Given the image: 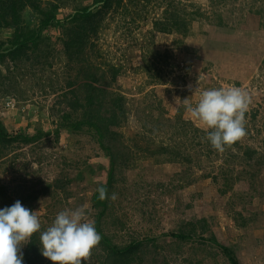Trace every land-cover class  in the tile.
I'll return each mask as SVG.
<instances>
[{
	"label": "rangeland",
	"instance_id": "obj_1",
	"mask_svg": "<svg viewBox=\"0 0 264 264\" xmlns=\"http://www.w3.org/2000/svg\"><path fill=\"white\" fill-rule=\"evenodd\" d=\"M117 1L91 39L100 53L91 61L101 67L96 73H105L107 65L119 69L110 90L125 98V119L116 130L122 143L132 148L135 141L141 142L143 126L149 127L150 119H156L160 112L163 119L171 120L181 114L193 127L207 133L189 118L181 103L189 98L194 105L199 99L194 93L197 87H241L250 94L251 103L246 112L247 135L237 141L238 147L218 152L211 145L191 149L185 144L182 157L189 159L188 164H158L157 158L140 157L132 148L134 158L115 175L113 188L118 198L111 200L102 219L103 233L118 246L132 238H157L156 248H143L141 264H226L215 249L177 244L161 237L183 223L205 218L219 243L236 247L239 264H264V165L253 182L242 173L223 197L216 193L211 180L202 178L204 172H216L221 166L241 174L239 159L231 165L225 160L229 152L241 154L243 147L254 149L264 163V0H121L120 5ZM67 3L59 6L57 19L70 15L74 7L90 6L91 0ZM171 5L183 9L187 19L191 13H199L186 37L157 33L153 28L154 21L160 20ZM98 7L92 6L95 11ZM30 21L36 22L34 15ZM42 34L52 40L46 57L36 60L30 56L27 61H18L17 67L9 62L0 64L1 74L9 68L7 80L3 79L6 84L0 88V94L8 88V93L0 95V121L7 132L50 133L33 144H14L5 155L0 153V187L4 189L0 209L19 200L21 193H40L63 173L65 160L68 164L69 159L77 160L75 168L66 167L65 173L72 178L82 172L80 182L71 183L67 192L52 189V194H39L31 204H22L38 212L41 229L46 230L60 211L80 205H87L89 218L95 219L90 197L96 185L105 181V173L97 167L107 168V158L86 135L78 138L60 131L55 138L66 82H77L78 70L62 53L61 29L51 27ZM10 35V30H1L0 39L5 41ZM144 59L153 63L150 75L144 72ZM154 74L159 78L152 80ZM168 141L167 133L155 139L156 144L168 145ZM84 160L88 168L81 166ZM239 193L241 197H235ZM249 193H253L251 199ZM233 211L250 218L248 226L239 228ZM209 252L213 258L206 257ZM99 254L93 249L83 263L99 264L95 257Z\"/></svg>",
	"mask_w": 264,
	"mask_h": 264
},
{
	"label": "trees",
	"instance_id": "obj_2",
	"mask_svg": "<svg viewBox=\"0 0 264 264\" xmlns=\"http://www.w3.org/2000/svg\"><path fill=\"white\" fill-rule=\"evenodd\" d=\"M113 1L91 0L90 6L74 7L70 15L59 20L56 11L59 6L68 4V0H0V32L1 30H10L11 33L7 40L0 39V64L4 65L5 62H9L17 67L18 61H27L30 56H33L36 60L46 57L52 40L50 37L43 35L42 32L57 26L61 29L63 34L62 53H64L67 62L74 65L78 72L76 71L75 77L77 82H66L67 89L62 94L64 109L60 113L53 134H55V138H58L60 131H67L78 138L86 135L96 142L100 151L107 158V168L102 165L97 167L105 173V181L96 185L90 197L91 209L96 212L94 216L95 226L102 236L100 244L96 247L101 254L95 256L99 260V264H141L143 248L148 245H153L156 248L157 238L145 237L142 240L132 238L127 244L121 246L113 243L101 229V222L106 215L111 199L99 200L96 188L100 184H105L109 196L112 192H115L113 188L115 175L122 171L124 166H127V163L134 158L131 152L132 148L137 149L140 157L157 158L158 164H173L182 161L188 164L189 159L182 157L186 149L185 144H188L191 149H196L203 147V145H206L205 148H207V145L210 147V143L202 137L206 136V133L193 127L190 122L185 121L181 114L171 120L163 119L162 112L159 113L156 119L149 118V127L143 126L144 130L141 137L139 136L141 142L135 141L136 143L132 148L122 143L123 138L116 130L125 119V98L118 92L110 90V85L115 82L119 69L113 65H107L105 73H96L101 67L91 61V57L98 58L100 54L95 50L91 39L96 37L100 22L111 8ZM120 2L121 0H118L116 4L120 5ZM94 5H99L96 11L92 8ZM33 15L36 19L34 23L30 21ZM198 16L199 13L193 12L190 18L187 19L183 9L171 5V8L169 6L163 11V17L160 20L154 21L153 28L157 33H176L181 37H186L191 30V22ZM220 25L221 23L218 24V26ZM148 61L144 59L143 69L146 74L150 75L153 63ZM8 69L7 67L5 75L0 73V88L6 84L3 79L7 80ZM155 76L156 74L151 79L156 80L159 78ZM5 88L3 94L8 93V88ZM141 114H143L142 111ZM161 133H167L168 145L155 143V139ZM49 134L42 130H37L33 134L8 133L0 121V153L5 155L6 151L14 144H33ZM195 140L198 141L193 144ZM202 140L204 144H202ZM170 141L173 142L174 146ZM138 142L141 143V146L138 145ZM234 146L238 147V142L227 147ZM209 147L207 150L211 154L212 150ZM209 154L206 155L209 157ZM237 159H239V164L242 167L241 174H235L234 169L229 168V166L225 168L221 166L216 172L212 170L204 172L202 175V178L211 180L216 193L221 197L232 190L233 183L240 178L242 173L249 176L253 182L260 168L264 165L263 159L260 160L258 153L250 147H243L241 154L231 155L229 152L225 164L231 165ZM68 162L69 164L66 160L64 162L63 173L61 171V175L53 179L52 183L45 185L40 193L38 191L29 194L21 193L19 201L22 204H31L33 200L38 198L39 194H52V189L67 192L71 183L80 182L82 172L76 173L72 178L65 173L66 167L74 169L78 161L69 159ZM81 166L88 168L85 160ZM254 170H256L255 173ZM181 178L178 177L179 180ZM249 186L251 187V185ZM241 195L242 193H239L235 197H241ZM0 196H4L2 187H0ZM248 196L251 199L253 193H249ZM233 212L235 214L233 221L235 220L239 228L242 229L248 226L250 218L244 216L241 211ZM209 229L207 219L202 218L183 223L176 231H171L166 235H161V237L170 238L172 242L177 244L196 245L199 248L207 246L211 251L215 249L217 254L224 258L226 264H239L236 247L219 243ZM41 231L43 230L41 229ZM39 235V232L34 234L31 242L25 245L22 251L23 264H52L50 260L44 258L41 254ZM204 235H207V237ZM206 257L213 258V254L209 252Z\"/></svg>",
	"mask_w": 264,
	"mask_h": 264
},
{
	"label": "clouds",
	"instance_id": "obj_3",
	"mask_svg": "<svg viewBox=\"0 0 264 264\" xmlns=\"http://www.w3.org/2000/svg\"><path fill=\"white\" fill-rule=\"evenodd\" d=\"M194 93L199 96L194 105L189 98L181 103L189 118L208 130L205 138L214 150L224 152L227 146L247 135L246 112L251 97L245 89L197 87ZM96 192L101 201L118 198L115 192L109 196L105 184H100ZM38 232L41 254L52 264H83L102 240L95 221L89 218L87 205L60 211L50 226L41 231L38 212L17 200L0 209V264H23L22 247Z\"/></svg>",
	"mask_w": 264,
	"mask_h": 264
}]
</instances>
